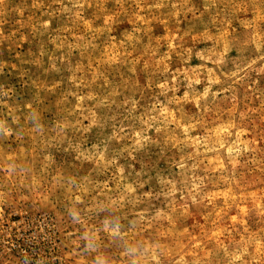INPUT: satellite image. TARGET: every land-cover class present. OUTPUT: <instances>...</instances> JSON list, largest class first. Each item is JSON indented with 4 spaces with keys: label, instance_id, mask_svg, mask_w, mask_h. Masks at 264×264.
Returning <instances> with one entry per match:
<instances>
[{
    "label": "rangeland",
    "instance_id": "rangeland-1",
    "mask_svg": "<svg viewBox=\"0 0 264 264\" xmlns=\"http://www.w3.org/2000/svg\"><path fill=\"white\" fill-rule=\"evenodd\" d=\"M0 264H264V0H0Z\"/></svg>",
    "mask_w": 264,
    "mask_h": 264
}]
</instances>
